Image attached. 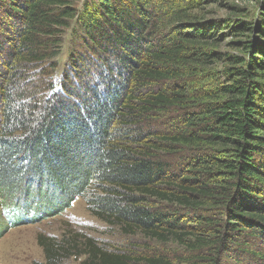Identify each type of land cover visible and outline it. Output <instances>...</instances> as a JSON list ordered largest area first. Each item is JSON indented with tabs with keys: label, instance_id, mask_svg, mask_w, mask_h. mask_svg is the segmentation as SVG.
<instances>
[{
	"label": "trees",
	"instance_id": "16d2710c",
	"mask_svg": "<svg viewBox=\"0 0 264 264\" xmlns=\"http://www.w3.org/2000/svg\"><path fill=\"white\" fill-rule=\"evenodd\" d=\"M80 1L0 0L14 22L0 29V216L16 226L82 198L126 236L215 253L264 246V0L260 23L227 25L246 36L245 57L228 56L204 89L184 78L220 62L207 49L226 36L195 14L236 0ZM72 22L82 50L55 84L50 61ZM37 243L43 264H174L91 239L79 253L73 239Z\"/></svg>",
	"mask_w": 264,
	"mask_h": 264
},
{
	"label": "rangeland",
	"instance_id": "374dc122",
	"mask_svg": "<svg viewBox=\"0 0 264 264\" xmlns=\"http://www.w3.org/2000/svg\"><path fill=\"white\" fill-rule=\"evenodd\" d=\"M84 1L81 0L76 4V7L81 9ZM235 7L240 12L232 10ZM3 9L5 6L0 4V29H4L6 24L9 26L14 24L1 11ZM261 12L258 0H236L227 1L223 5L208 6L199 15L195 14L197 18L195 21H200V24L209 21L220 24L221 28L223 27L221 35L226 37L222 42L207 49L208 52L220 55L221 61L203 68L193 67L196 69L193 71L196 75H191L190 78H184V80L193 83L192 85L196 89L216 85L217 81H220L217 79H222L221 73L227 65L226 58L228 56L245 57L244 53L236 49V46L238 42L246 39V36H235L230 29H227V25L252 19L258 20L260 23ZM78 28L76 22L71 23V27L62 36L59 56L50 61L55 63L57 68L50 74L47 72V79L55 84L59 83L62 73L68 70L70 54L75 50H82L80 35H76ZM41 68H45V66H41ZM175 118L176 115L171 116V119ZM32 211L23 217L20 216L16 226H10L15 219H8V215L5 217V214H1L0 264H43V251L37 243L39 235L58 241L63 238L73 239L78 245L77 253L84 248L83 243L86 242V239H91L108 250L122 251L137 258L163 256L174 264H264V257L257 255L262 251L264 256V246L257 241H252L251 248L247 252H242L241 248L238 251L231 246L227 251L215 253V249L211 245L193 250L174 241L162 243L139 234L123 235L117 227L107 226L91 216L82 198H77L69 208L50 216H45L44 213L38 215L37 211ZM191 241L190 244H193L194 240ZM84 259L85 256H72L62 264H81ZM212 259H215V262H212Z\"/></svg>",
	"mask_w": 264,
	"mask_h": 264
}]
</instances>
